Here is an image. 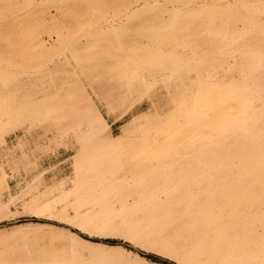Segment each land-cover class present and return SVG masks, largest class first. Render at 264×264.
Listing matches in <instances>:
<instances>
[{
    "label": "bare ground",
    "instance_id": "bare-ground-1",
    "mask_svg": "<svg viewBox=\"0 0 264 264\" xmlns=\"http://www.w3.org/2000/svg\"><path fill=\"white\" fill-rule=\"evenodd\" d=\"M37 1L8 22L0 11V147L10 131H36L0 155V206L70 229L61 253L0 241V264H154L101 244L86 258L81 245L91 244L72 229L153 247L176 264H264V43L254 46L264 42V0H73L83 46L44 11L51 3L63 13L67 0ZM139 23L149 25L136 31ZM65 66L82 75L102 69L123 91L122 107L138 90L150 109L115 137L107 122L114 106L104 116L90 96L73 92L46 106L33 90L22 98L9 90L24 76L28 88L51 86ZM72 132L78 149L68 169H44ZM22 175L32 183L11 192Z\"/></svg>",
    "mask_w": 264,
    "mask_h": 264
},
{
    "label": "rangeland",
    "instance_id": "rangeland-1",
    "mask_svg": "<svg viewBox=\"0 0 264 264\" xmlns=\"http://www.w3.org/2000/svg\"><path fill=\"white\" fill-rule=\"evenodd\" d=\"M25 1L26 0H0V11L6 14L5 15L7 17V21L6 22L12 20V18H13L12 16L14 15L12 13L14 11L21 10V8L23 9ZM41 1L42 0H38L37 2L40 3ZM67 1H66V5L64 6L65 10L63 9L64 16H62L63 15L62 10L60 11V9L58 10L56 8H51L52 7L51 3H50V6H49L50 8L48 7L49 4L48 3L46 4V7H45L46 9L44 11L46 12V15L48 17L50 16L49 18L56 17L55 20H57L58 23H62V22H63L62 24L65 23L64 25L66 27H68L69 29L71 28L70 29V33L76 32L77 33L76 37H79L81 39L82 35H85V31H79L78 26H77V22H78L79 19H78L76 13H77V11L79 9V5L73 0H67ZM70 1H72V2H70ZM73 3H75V4H73ZM17 7L18 8L20 7V9H18ZM68 7H70V8H68ZM42 8H43V6H42ZM75 8H76L77 11H75ZM68 10L69 11L71 10L70 12H75V15L74 14L68 15L67 14ZM69 11H68V13H69ZM67 15H68V17H67ZM14 17H15V15H14ZM73 20H75V21H73ZM0 22H1V24H0V32H1V28L3 27V24L5 22H3V23H2V21H0ZM5 24H7V23H5ZM139 24H141V25H139V26H137L138 24L135 25V27L136 26L138 27V28L137 27L134 28L136 31H137V29H139L140 26L144 27V26H148L149 25V24H145L144 25L142 23H139ZM80 39L79 40L77 39L78 42H80V43L83 42V43L86 44V42H87L86 40L84 41V39L83 40L81 39V41H80ZM131 40L132 41L136 40V36L134 37V35H133V38L129 39V41H131ZM83 43H81V46H83ZM259 43H264V42L262 40H255V43H254L255 45L253 44V41H252V43L249 42L250 45L252 44L251 47H253V45L254 46L263 45V44L259 45ZM106 63L108 64V62H106ZM51 67L53 68V66H51ZM52 68L50 70H52ZM75 69L78 70L77 67L76 68L75 67H66V71H68V74L56 78L57 80L55 81V83L51 84V86L53 85L52 87L49 86L50 81L47 80L48 81L47 82L48 85L45 84L44 86H41V87H44V88H41V87L32 88V89L28 88V86L32 87V85H31L32 83L27 82V81H31V80L29 79V77L24 76L25 78L21 77L23 79H21V80L19 79L18 80V82H20V86L23 85L22 87H20L19 84L17 86V84H16L17 81H16V82H14V83H12L10 85L9 90L12 89L11 93H14L16 95H20L19 97L22 98L25 94H30V91L32 92V90H33V92H34V90L37 89L38 92L36 90V92H34V93L32 92L30 95H34L35 96V97L32 96L33 100L35 99L34 102H37V101L38 102H43V101L46 100V102H44L46 104V106L47 105L48 106L49 105L57 106L61 102L67 100V98H69V95H73L74 93H75L74 95L76 97L79 96L78 97L79 100H83L84 97L86 99L87 96H90L89 98H92L94 100V102L96 103L98 109L100 110V112L104 116H107V113H108L107 109H110L111 106H114L113 108H116L115 110L117 112L115 111L113 113L110 110L109 111V116L107 117V122H108V125H109V127H110V129H111V131H112V133H113V135L115 137L121 136L122 134H125L124 132H127L130 129H132L133 126L136 124L137 118H139L141 115L145 114L150 109L151 103L149 101H145V100L142 101V98L140 96V93L142 95V92L141 91L139 92L138 90L135 91L132 94V98L130 97L128 99V101H126V103H124L125 106L123 105V107H122L121 104L124 101V98H123L124 97V93H123V91H121L118 87L116 89L115 82L112 81L108 76L107 77H103L102 76L103 75V71H101L102 69L89 71L90 73L88 72V75H87V72L84 75H82L83 73H81L79 70L78 71L76 70L77 71L76 72ZM94 71H95V73H94ZM98 71H99V73H98ZM237 71H238V69H237ZM237 71H234L232 74H230V76H232V78L239 79L240 76H238V75H240V74H238L239 72H237ZM262 71H264V70H262ZM89 74H91V75H89ZM72 75L73 76L76 75V76L72 77ZM78 75H79V77H78ZM67 76H70L71 78H69ZM237 76H238V78H237ZM263 77H264V74H263ZM72 78H74V79H72ZM21 82H25L26 84L25 83H21ZM110 82L112 83V85H111ZM24 84L27 85V87L24 86ZM72 84L75 87L72 86ZM76 84H77V86H76ZM79 84L81 85L80 87H79ZM68 85H70V86H68ZM24 87L28 88V89H26V91H25ZM18 88L19 89L21 88V89L19 90ZM40 88H41L42 91L39 90ZM45 88H46V90L43 91V89H45ZM71 88H74V91ZM75 88L78 89V90H76ZM66 89H67V91H66ZM135 89H139V88H135ZM18 90L20 92L21 91L22 92L20 93ZM81 90H84V92L81 93ZM117 90L119 92H116ZM23 91H25V92L23 93ZM54 92H55L56 96L54 95ZM47 93L49 94V96L46 95V97H45V94H47ZM83 93L84 94L87 93V95L86 94L84 95ZM137 93L139 94V97L136 95ZM50 95H51V98L52 97H54V98L53 99H49ZM65 95H67V96H65ZM157 98H158L159 101L163 100L164 91H160V93L157 95ZM112 103H113V105H112ZM19 130H17V131L14 130L15 134H14V131H12V132L10 131L9 135L7 134L8 137H6V143L4 145L5 147L4 146L0 147V155L1 156H5L6 155V151L9 148L10 149L11 148L12 149L19 148L20 141L26 140L30 136V134L36 132V131H33V132L31 131L30 132V131H28L25 128H23V129L21 128ZM21 138H23V139H21ZM67 138L69 140V145H70L69 148L68 149L62 148L56 154H53V155L48 156V157H45L44 158L45 160L43 161V163H44L43 164V166H44L43 168L44 169H48V170L51 171V169L53 168L55 173H58V172H61V171H65L66 169H68L71 160H73V157L76 154V151L78 149V145L76 143L75 136H74L73 132L70 133ZM33 178H34L33 175H30L28 177H25V176L22 175L18 179H13L12 182H11V192L16 193V194H21L22 191H25V189H27L28 184L32 183ZM0 210H1L0 211V213H1V215H0V241L11 242L13 244V246H15V248H17V249H19L21 251L31 250L32 252H34V250H35V252H37V251L40 250V251H45V252H53V251L57 252L58 251L57 253H59L61 249L64 248L63 250H65V248H66V235L65 234L66 233L63 232L64 234H62V231L64 230L66 232L70 228L66 227L61 222H58L59 221L58 219H52V218H48L47 219V217L40 216V215L37 214L38 216H40V218H39L37 215L34 216V214H36V213L27 214L20 206L18 207V209H12L11 210L12 212L8 211V210H5V208H3V207L1 208V206H0ZM2 213H5V214H2ZM1 220H3V221H1ZM56 220H57V222H56ZM59 223H61L62 225L59 224ZM33 225H34V228H33ZM35 228H37V229H35ZM38 228H40V229H38ZM21 231H23L24 233L23 232L21 233ZM34 231L38 232V234L36 236H35V232ZM72 231H73V233L77 234L82 240L90 242L91 245H88V244H85V243H83L81 245V250L83 251L84 256L86 258L89 256L88 250L91 249V248L93 249L94 246H95L94 244H101V245H106V246H110V247L111 246L121 247V248H123V249H125V250H127L129 252H132V253L138 255L141 258H144L145 261L151 262V263H154V264H176L172 260H169L167 258H163L160 255H157V253L155 251H153V250L150 251L151 249H153V247H151V249H149V246L148 247H145V246L139 247L137 244L129 242V241L125 240V239L123 240V238L122 239L121 238L93 239V238H88V237H86L83 234H80L78 231L76 232V230H74V229H72ZM28 232H30V233L28 234ZM59 232L61 233L62 237L63 236L65 237L64 239L62 237L59 238V236H60ZM14 234H15V236H14ZM24 234L25 235L28 234L30 236L27 237L26 239H24L25 238ZM51 235L53 236L54 241H57V242L53 241V238H51ZM36 239H38V240L36 241ZM61 240H63V242ZM60 241H61V243H60ZM28 242H29V244H27ZM50 242H52L53 245ZM54 243H56V244H54ZM58 243H60V244H58ZM57 244H58V246H57ZM26 246H27V248H26ZM31 246H34V247L31 248ZM37 246L38 247L40 246L39 247L40 249L37 248ZM43 246H44V250H43ZM53 246L55 247L54 248L55 250H57L56 247L59 248L60 250L58 249L57 251H55L53 249ZM63 246H65V247H63ZM35 247H36V249H35ZM45 247H46V249H45ZM143 247H144V249H143ZM41 248H42V250H41ZM46 250H48V251H46ZM63 250H61V251L63 252ZM131 264H133V262H131Z\"/></svg>",
    "mask_w": 264,
    "mask_h": 264
}]
</instances>
